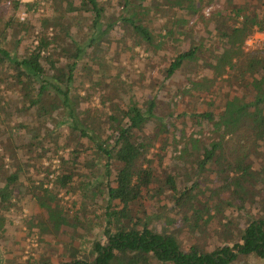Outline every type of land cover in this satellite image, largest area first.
Returning a JSON list of instances; mask_svg holds the SVG:
<instances>
[{
	"label": "trees",
	"instance_id": "trees-1",
	"mask_svg": "<svg viewBox=\"0 0 264 264\" xmlns=\"http://www.w3.org/2000/svg\"><path fill=\"white\" fill-rule=\"evenodd\" d=\"M6 1L10 15L0 11V231L7 220L6 212L18 204L17 196L24 195L25 187L26 194L47 215V232L58 233L68 224L75 235H80V226L92 224V217L86 216L88 204L81 202L70 213L71 209L60 202L59 193L76 189L74 176L80 173L74 166L81 153L90 151L91 159L85 166H95L101 159L103 171L82 183L84 187L78 191L91 206L98 205L99 197H103L99 217L107 242H93L89 262L77 259V249L73 248L72 261L60 264H231L239 256L250 255L264 261V47L250 52L243 48L254 32L264 31V0L258 12H235L237 19L241 17L238 23H227L234 10L227 13L222 26L216 28L221 45L210 64L199 76L189 77L178 91L183 95L196 91L218 95L215 85L226 75L223 80L228 90H223L220 107L182 111L195 122L208 123L212 135L205 140L200 130L188 136L181 131L179 139L173 135L163 138L154 152L159 139L138 134L154 116L152 100L144 108L131 98L123 107L119 102H109L100 110L89 108L93 90L85 88L80 95L73 84L80 69L87 72L89 82L93 75L102 76L106 71L101 65L107 64L108 57L93 55L88 49L101 47L104 53L114 27L149 47L164 43L163 39L175 34L170 8L204 18L201 8L194 7V0H52L47 13L35 18L24 16L23 20L19 19L22 7L38 12V0H0V6ZM185 1H192L193 9ZM113 3L117 9L107 13ZM150 16L168 20L170 25H162L164 33L155 34L150 29ZM202 53L197 44L176 51L164 79L185 63L202 58ZM84 57L97 64V69L89 63L80 68ZM233 81L241 89L233 90ZM83 102L87 104L85 110L81 108ZM85 111L100 121H84ZM10 117L16 124L3 127ZM161 123L162 132L168 133L166 122L162 119ZM28 133L30 137L24 141ZM72 140L75 145L66 151ZM167 146L175 148L176 157L185 156L184 163L190 164L186 167L191 181L188 185L179 186L174 172L157 178L158 171L151 163L162 166ZM55 157L57 167L49 163L42 168L43 159ZM207 170L210 178L202 176ZM35 171L41 176L35 177ZM155 190H161L170 201L159 215L164 223L170 220L162 226L151 221L154 214L146 204ZM76 201L79 199H71V208ZM191 223L200 236L212 230L213 236L229 245L209 250L206 243L197 240L182 246L177 226L190 227ZM1 260L0 255V264ZM41 264L53 263L43 259Z\"/></svg>",
	"mask_w": 264,
	"mask_h": 264
},
{
	"label": "rangeland",
	"instance_id": "rangeland-1",
	"mask_svg": "<svg viewBox=\"0 0 264 264\" xmlns=\"http://www.w3.org/2000/svg\"><path fill=\"white\" fill-rule=\"evenodd\" d=\"M31 1V0H26ZM101 2H109L111 0H100ZM194 7L199 6L204 18H197V16L188 15L181 9L170 8V15L174 16L172 24L175 34L172 37L163 39L164 43L153 44L151 47L141 43L138 37H130V33H127L119 27H114L110 35L107 49L104 53L101 51V47L89 48L93 55L101 53L108 57L107 64L102 63L101 66H106V71H102V76L93 75V80L90 82L87 80L89 75L83 69L78 70L76 74V80L74 81L73 89L79 91L80 95H83L85 88L92 89L93 95L91 101H89L88 107L95 109H102V105L107 103H120L122 107L131 98L142 108L147 105V101L152 100L154 103L153 114L154 116L148 119L143 127L138 131L139 135L156 136L159 142L155 143V147L151 152L157 150L160 147V141L166 137L173 135L176 139H179V133L184 131L186 136L191 133L197 134V131H201L203 139H207V136L212 134L208 133L210 126L208 123H202L201 120L197 122L190 119L188 116H184V112L200 111L204 109H214L215 106L220 107V104L224 98L226 92L224 88L228 90L222 76L215 85L218 88V95L205 94L202 91L187 92L184 95L178 91L182 90L187 83L189 77L199 76L202 69H206L208 63L211 61L210 58L216 53L221 43L218 41L221 35L217 34L216 28L221 25V21L224 20L227 13L230 10H234L228 18L229 24L238 23L241 17L238 19L234 16V13L243 15L245 13L259 11L262 0H194ZM52 0H38V12L27 10V6L22 7L23 11L19 12V19L23 20L26 17H38L41 13H47L52 7ZM115 3V0H114ZM108 7L109 11L114 10L115 5ZM111 4V3H110ZM184 4L190 6L193 9L192 1H185ZM117 9V8H116ZM25 10V12H24ZM2 15H10L9 2H3L0 6ZM29 11V13H27ZM243 13H240V12ZM114 12V11H113ZM186 20L189 21L186 22ZM150 29L157 34L159 31L164 33L165 28L162 25L165 23L167 26L168 20L163 17H149L148 18ZM166 21V22H165ZM216 23V24H215ZM89 26L86 23L85 29ZM162 27V28H161ZM191 28L192 33L189 32ZM124 32V35L121 34ZM103 43H106L104 41ZM189 44H197L202 49V58L193 60V62H187L180 68L175 74L164 79L165 69L173 56V54L184 48L189 47ZM71 47V45H67ZM264 47V31H256L245 41L243 48L246 52L254 51L256 49ZM112 57V58H111ZM89 63L92 67L97 69V64L90 63L89 59L84 57L81 59L80 68L84 64ZM210 64V63H209ZM114 66V67H113ZM93 74L95 73L92 72ZM92 75V74H91ZM84 82V83H82ZM233 90L241 89L239 83L232 82ZM225 86V87H224ZM229 88V91H232ZM104 102V103H103ZM87 104L82 103L81 108L86 109ZM91 110V109H90ZM92 111V110H91ZM90 112H83V120L88 123L96 124L100 121V117L93 115ZM21 119V116L18 118ZM17 119V120H18ZM166 122L168 125V133L162 132L161 120ZM201 121V122H200ZM3 124V127H12L16 124L15 118H8ZM182 129V130H181ZM30 133L25 136L24 141L29 139ZM52 137V136H51ZM85 141V139H83ZM204 140V141H205ZM206 142V141H205ZM76 141L72 140L65 147L66 151L69 147H73ZM22 152L25 154V146L22 148ZM179 149V146L178 148ZM61 153V151H59ZM85 151L81 153L77 163L75 164L80 175L74 176V182L77 186L76 189H69V193L66 194L63 191L59 193L61 203L72 210L77 209L79 203L83 202L88 204L86 207L88 217H92V224H87V227H79V234H74V231L68 226L63 224L61 231L58 233L53 232H40L41 229L39 224L46 222L47 215L43 210L35 204L34 200L31 199L26 193L27 189L23 187L24 195L17 196L14 208L6 212L7 220L5 221V229L0 231V255L1 264H41L43 259H47L50 263L60 264L66 261H72L71 253L74 249L77 259H82L85 262H89L91 259V246L93 242L99 241L105 245L107 242L106 236L103 235L100 212L102 211L99 206L102 204L103 197H99L98 205L89 204L86 198L79 194V188L84 187L86 180H93L94 177L100 171H103L100 164L103 160H96L97 164L92 167L85 166V162L91 158ZM162 166L156 162L151 163L157 171V178L160 179L167 172H174L178 176L179 186L188 185L191 181L190 174H186V167H189V163H184L185 156L182 159L177 158L178 151L175 148L167 146L163 149ZM36 161V160H34ZM58 157L51 159L42 160V168L46 167L51 163V167H57ZM33 172V169L30 167ZM34 173V172H33ZM40 172L35 171V177L41 176ZM42 174V173H41ZM26 176H30L27 174ZM209 177L212 176L209 170L204 172V175ZM89 177V178H88ZM22 183H25L22 181ZM207 188L209 186H206ZM79 199L76 206L72 207L71 199ZM96 201V200H95ZM170 201L167 196L161 190H155L148 197L146 204L149 213L154 214L151 218L153 223L162 226L164 218L160 217L162 211L169 207ZM169 211V210H168ZM165 212H167L165 210ZM172 215V214H171ZM159 218V220H157ZM170 220H166L168 223ZM164 223V224H165ZM91 224V226H90ZM176 225V224H172ZM191 223V226L186 225L177 226L176 229L179 238H181L182 246L200 241V243H206V249H214L221 247L226 242H222L218 237L213 236L212 230H207L205 235L200 236L199 232H196ZM214 226V225H213ZM212 226V227H213ZM91 228L90 230L88 228ZM186 233L184 230L186 229ZM49 231V230H48ZM74 234V235H73ZM74 248V249H73ZM231 264H264L263 260L254 258L253 256L242 257L239 256Z\"/></svg>",
	"mask_w": 264,
	"mask_h": 264
},
{
	"label": "crops",
	"instance_id": "crops-1",
	"mask_svg": "<svg viewBox=\"0 0 264 264\" xmlns=\"http://www.w3.org/2000/svg\"><path fill=\"white\" fill-rule=\"evenodd\" d=\"M39 227H40V229H41V231L40 232H47L48 230H47V226H46V224H45V221L43 222V223H41V224H39ZM5 229V227H3L2 229H1V231L2 230H4Z\"/></svg>",
	"mask_w": 264,
	"mask_h": 264
}]
</instances>
